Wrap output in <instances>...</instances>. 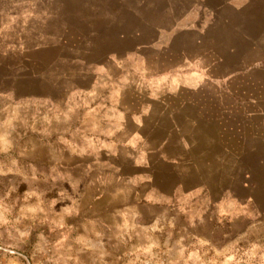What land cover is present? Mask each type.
<instances>
[{
	"label": "crops",
	"instance_id": "0c3cea01",
	"mask_svg": "<svg viewBox=\"0 0 264 264\" xmlns=\"http://www.w3.org/2000/svg\"><path fill=\"white\" fill-rule=\"evenodd\" d=\"M139 5L151 18L113 24L73 78L23 0H0V135L38 103L32 127L58 140L40 157L85 185L70 212L98 222L87 239L126 229L166 264H264V0Z\"/></svg>",
	"mask_w": 264,
	"mask_h": 264
},
{
	"label": "rangeland",
	"instance_id": "374dc122",
	"mask_svg": "<svg viewBox=\"0 0 264 264\" xmlns=\"http://www.w3.org/2000/svg\"><path fill=\"white\" fill-rule=\"evenodd\" d=\"M23 3L25 19L40 28L37 47L55 45L54 55L61 59L56 67L67 72L70 64L65 61H71L73 78L83 67L95 66L96 55L87 57L86 51H95V46L108 41L106 32L113 24L126 33L151 18L139 0H23ZM29 55L30 59H37V54ZM52 55L45 52L41 57L47 63ZM87 58L94 63L85 62ZM34 66L37 67L36 63L29 64ZM38 66L41 72L46 70L43 65ZM36 105L25 104L29 110L23 125L15 128L17 132L13 129L14 133L0 135V264H166L140 246L131 250V235L126 229L106 245L99 239H87L98 222L89 217L88 223H82L79 214L70 212L81 202L85 185L66 174L68 170L64 167L43 164L38 145L46 150L49 143L53 145L58 140L53 143L49 138L55 135L46 130L37 132L32 127L28 112ZM262 235L264 238V231Z\"/></svg>",
	"mask_w": 264,
	"mask_h": 264
}]
</instances>
